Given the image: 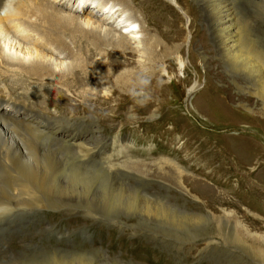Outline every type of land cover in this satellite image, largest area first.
<instances>
[{
	"label": "rangeland",
	"instance_id": "374dc122",
	"mask_svg": "<svg viewBox=\"0 0 264 264\" xmlns=\"http://www.w3.org/2000/svg\"><path fill=\"white\" fill-rule=\"evenodd\" d=\"M169 1L155 0L154 9L177 29L178 38L165 42L180 46V51L161 64L157 80H148L133 94L115 92L109 103L103 100L108 104L100 98L90 100L86 94L96 84L89 85L81 72L79 86L59 85L63 91L46 80L1 81L10 96L7 109H19L21 121L30 118L42 125L45 116L39 112L43 109L57 117H74L55 124L54 135L76 137L72 142L76 143L94 134L96 127L90 118L78 117L92 116L99 127L96 133L109 140L87 139L95 154L82 165H72L74 152L69 149L30 154L32 165L40 164L42 174L34 171L35 178L15 175L13 180L51 181L42 188L0 190L5 199L0 200V264H264V109L261 99L250 93L257 78L243 72L247 63H235L217 50L199 2ZM230 1L242 25V47L253 45L263 52L261 11L244 0ZM92 3L85 0L75 14L64 11L80 18L85 28L101 26L105 11L88 13ZM70 4L79 5L76 0H69ZM126 12L127 17L134 16L129 8ZM8 35L0 43L12 57L21 59V50L37 47L35 42H18ZM132 41L141 46L136 38ZM91 53V62L101 57L96 50ZM49 55L50 68L58 70V61ZM142 59L135 56L127 64L123 57H114L119 66L111 69L116 74L135 72ZM12 98L19 99L18 104ZM21 101L26 104L19 105ZM106 154L128 173L109 171ZM2 161L0 154L2 174L5 169L17 171Z\"/></svg>",
	"mask_w": 264,
	"mask_h": 264
},
{
	"label": "bare ground",
	"instance_id": "6f19581e",
	"mask_svg": "<svg viewBox=\"0 0 264 264\" xmlns=\"http://www.w3.org/2000/svg\"><path fill=\"white\" fill-rule=\"evenodd\" d=\"M53 1L54 0H0V40H5L4 37L11 34V37L18 38V42H35L37 46L32 51H29L30 48H28V50H21L20 52H23V55L20 59L7 54L4 49L5 46L0 43V69L2 71V73L0 72V97L2 96L1 94L5 92L4 89L6 88L1 84V81L6 80V78H14L15 80H20L22 83L27 81L32 83L34 79L46 80L47 84L49 83L51 86L54 85L57 87L59 85H64L71 88L79 86V72V74L82 73L85 75L86 82H88L89 85H93V83L96 84L95 91L93 90L94 92L87 93L86 97L90 100H97L100 98L102 101L108 102L115 92H127L131 94L132 92L135 93L138 88H143L144 85L140 83L142 78L147 77V80L151 79V81L157 80L156 76L160 75L161 68L159 67L161 64L171 60V55L180 51V46L174 47L173 44L167 45L166 43L169 40L173 41L175 38H178V33L174 32V30L177 29H174L171 21L166 19L164 14L156 11V8L154 9V5L157 4L154 3L155 0L149 4L142 3L139 0H105L104 3H99V0H93L92 4L94 7L90 8L88 13L92 14L94 10L96 11L95 13H97L98 10H104V17L106 19L103 25L91 28H85V24H83L84 22H80V18L64 11L68 10L74 14L77 13L80 10L81 3L85 0H76L77 5L79 4L78 6L69 5L68 0L65 7H57L54 4L55 1ZM196 1L203 6L202 10L208 18L207 25L214 36L215 44L218 48L217 50H220L221 54L226 55L229 57V60L235 63H247V66L243 67H246L248 70L243 72L249 76V78L251 76L257 78V81L254 80L255 78L253 79L257 85L254 86V91L250 93L255 94L261 99V107L264 109V61H262L264 60V51H261L263 48L260 50L253 45L242 47V43H244L242 42L240 31L242 25L239 24V20L236 19L234 14L235 6L230 0ZM244 2L249 4L250 7H254L256 10L261 11L260 21L264 24V0H244ZM119 3L124 5L122 6L123 9L120 7L116 8V5H120ZM177 6H180L181 10L190 15L188 8H186L184 4L180 5L177 2ZM166 7L169 9L168 5ZM128 8L133 13V17L129 15L127 17L126 10ZM114 22H117L118 25H114ZM86 24L88 23L86 22ZM166 24H168V27L165 28ZM104 25L111 26L113 31L119 32V34H114L113 31H107ZM123 29H127L131 33L129 35L123 34ZM152 31H154V33H152ZM3 33H5V35H3ZM133 38H136L138 40L137 43H140L141 46L134 44L132 41ZM100 45L110 46L111 48H102ZM138 47H140V49H138ZM201 47L204 48L202 45ZM91 49L96 50V53H98L97 55L101 56L94 62H91L92 58H94H91ZM200 54L204 59V52ZM27 55H29L28 59L25 58ZM48 55L50 58L55 56V60L58 61L56 65H60L58 70L50 68L49 59H46ZM135 56L143 58L139 60L140 63L138 64V68H136L137 71L131 72L128 70L127 72H118L116 74L111 69L112 67L119 66V64L112 61V58L123 57L125 59L124 61L129 64L130 61L133 62ZM66 59H71V62H65L64 60ZM254 71L259 72L260 75L255 74ZM7 72L9 73V77L7 76ZM92 72L97 73L98 76H89L88 73ZM17 75H21L24 79H16ZM111 79L112 81L108 84V81ZM49 80L53 82H49ZM7 86L9 87V85ZM11 86L12 85H10V88ZM59 88L63 91L61 86H59ZM47 90H49V88ZM2 100L4 101L3 105L8 101V99L5 101L4 97ZM16 102L18 104L19 101ZM107 102H104V104ZM21 103L26 104L21 101L19 105H21ZM146 103L149 105L148 102ZM147 104L143 105V107H146ZM245 107L248 106L245 105ZM28 109H30V107ZM39 113L42 114L41 117L45 116V118H43L45 122H41L42 125H39L37 121L33 122L30 118H27L25 121H17L5 119L7 117L1 118L0 116L1 158L7 168H12L10 165H13L17 169V171L15 169H12L14 171L5 169L3 174L0 172V190L8 187L13 189V191L17 189L20 191V189L24 190L25 188L33 189L48 186L51 180L47 182V179H38L39 177L36 178L38 182L26 180L18 183V181L13 180L15 175L33 176L35 178L34 171H39L38 173H41L37 168L40 164L37 167L33 166L32 159L30 160V154H34L33 151L35 150L39 152L50 150L58 153L64 149H69L74 152L72 165H82L81 162H86L87 158L95 154L93 147H90V141L93 139H100L102 142H107L109 140L107 136L96 133L99 127L96 119L92 116L78 117L81 120L90 118L89 120L92 122H90V124L96 126L94 134L89 135L87 138L90 139V141L82 139L77 140L78 142L76 143H72L78 138L71 136L67 138L66 135L64 137L67 139H63L62 135L58 137V134L55 136L54 133L58 130L55 124L59 123L62 119L69 121L74 119V117H57L56 113H46L44 109ZM55 128L56 130H54ZM61 130L64 131L66 129ZM35 155L37 156V154ZM109 157L111 158V155H107L104 161L109 171L113 170V173L120 171L121 174L124 173V175L128 173V171L126 172L124 169L117 167V163L110 162L111 160L109 161ZM102 171H104V169H102ZM0 194L4 195L2 193ZM2 198L3 197H0L1 202L4 199Z\"/></svg>",
	"mask_w": 264,
	"mask_h": 264
},
{
	"label": "clouds",
	"instance_id": "9594fccd",
	"mask_svg": "<svg viewBox=\"0 0 264 264\" xmlns=\"http://www.w3.org/2000/svg\"><path fill=\"white\" fill-rule=\"evenodd\" d=\"M140 83L146 86L148 84V80L146 78H142Z\"/></svg>",
	"mask_w": 264,
	"mask_h": 264
}]
</instances>
